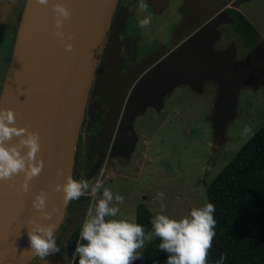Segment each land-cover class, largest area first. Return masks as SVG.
I'll use <instances>...</instances> for the list:
<instances>
[{
	"label": "water",
	"instance_id": "water-1",
	"mask_svg": "<svg viewBox=\"0 0 264 264\" xmlns=\"http://www.w3.org/2000/svg\"><path fill=\"white\" fill-rule=\"evenodd\" d=\"M116 1L49 0L47 6H41L34 0H25L0 92V109L14 112V126L39 134L41 151L36 159L44 161V169L29 182L27 193L20 189L24 173L11 181H0V264H29L36 257L28 252L27 232L49 224L57 225L58 229L63 222L67 204L63 194L55 192L54 188L73 176L87 98ZM14 4L15 0H7L0 5V30ZM55 4H62L70 11V18L64 21L61 30L65 42L73 45L71 52H66L61 40L54 35ZM210 6L208 4L207 9ZM223 20L227 19L224 17ZM216 22H209L143 75L131 92L124 123H129L134 113L143 110L141 97L146 96L152 101L155 96L152 87L160 80L171 85L179 81L195 84L204 76L217 79L221 93L214 116H222V119L230 117L239 85L264 86V65L259 50L248 60L233 63L230 51L213 53L207 48V42L214 37ZM68 36L73 39L67 40ZM115 53V45L110 46L98 83V87L105 86L109 92L117 88L115 83L118 82L117 70H114ZM124 94L125 88L118 89L111 122L117 117ZM154 103L159 104L157 97ZM17 143L18 138L14 137L4 146ZM41 192L46 193L45 212L49 219L32 208L34 197ZM84 216L85 212L80 209L74 219L77 221ZM76 225L77 222L70 231ZM78 260L62 262L54 256L47 259V264H78ZM38 264H44V261Z\"/></svg>",
	"mask_w": 264,
	"mask_h": 264
},
{
	"label": "rangeland",
	"instance_id": "rangeland-1",
	"mask_svg": "<svg viewBox=\"0 0 264 264\" xmlns=\"http://www.w3.org/2000/svg\"><path fill=\"white\" fill-rule=\"evenodd\" d=\"M229 1L238 3L237 10L256 28L260 39L244 49L240 35L234 33L221 48H215L218 41H213L210 49L218 53L231 50L235 63L248 60L259 50L264 65V0ZM219 29V38L225 31L232 33L229 23ZM15 37L16 32L11 36L7 31L0 36V84L7 73ZM163 87L158 93L161 106L156 113L145 112L132 119L129 134L136 140L124 150H117L123 160L111 154L98 167L89 169L88 190L97 182L102 187L82 203L85 216L77 222V228L81 229L88 208L102 198L103 188L110 189L114 197H124L123 204L113 200L112 206L120 209L115 219L135 223L136 208L141 204L154 216L163 214L176 220L188 216L192 208L205 205L206 186L253 135L243 134L245 126L251 125L254 133L264 124V86L239 85L228 119L214 116L221 84L213 77H201L195 84L179 81ZM159 193L164 194L162 200ZM149 243L145 241L139 254ZM59 246L65 255L62 243ZM78 259L76 254L68 257L70 263ZM132 264H138V259Z\"/></svg>",
	"mask_w": 264,
	"mask_h": 264
},
{
	"label": "clouds",
	"instance_id": "clouds-1",
	"mask_svg": "<svg viewBox=\"0 0 264 264\" xmlns=\"http://www.w3.org/2000/svg\"><path fill=\"white\" fill-rule=\"evenodd\" d=\"M34 2L47 6L49 0ZM143 7L141 4V8ZM53 11L56 15L54 35L61 40L65 51L71 52L73 45L65 42V34L61 30L64 21L70 18V11L62 4H55ZM150 23L151 17L139 21L142 28ZM72 39V36L67 37V40ZM15 123L16 115L12 110L0 109V181H11L16 175L24 173L20 189L27 193L29 182L38 177L44 169V161L36 159L41 151L40 136L25 127L14 126ZM243 134H254L252 126L246 125ZM14 137L18 138V143L5 147V142ZM101 187L102 184L97 182L91 188L92 193L95 194ZM88 188L87 181L68 177L65 183L55 185L54 191L62 193L64 203L68 204L78 200ZM158 196L161 200L164 198L163 193ZM113 200L117 205L124 203L123 196L114 197L110 189L103 188L102 198L96 201L94 207L88 208L75 248L79 256L78 264H132L134 260L141 258L138 250L145 246V241L151 242L154 238L161 241L159 250L169 254L166 264H208V255L216 235V220L213 215L215 206L212 203L192 208L188 216L179 220L163 214L155 215L150 221L151 232L145 233L140 224L115 219L120 209L112 206ZM32 208L39 211L45 219L50 218L45 212L46 193L41 192L34 197ZM56 229L57 225L49 224L47 227L36 226L27 232L30 245L28 252L39 257L44 264H47V257L61 252V247L56 243ZM225 259L226 254H222L216 264H224Z\"/></svg>",
	"mask_w": 264,
	"mask_h": 264
},
{
	"label": "flooded vegetation",
	"instance_id": "flooded-vegetation-1",
	"mask_svg": "<svg viewBox=\"0 0 264 264\" xmlns=\"http://www.w3.org/2000/svg\"><path fill=\"white\" fill-rule=\"evenodd\" d=\"M6 1L0 0V5ZM24 3L25 0H15L12 12L5 17L0 36L4 31H7L11 36L17 32L22 13V9L20 11L18 9L20 6L23 8ZM141 4L144 5L143 8H141ZM208 4L211 5L210 9H207ZM237 5V2L230 3L229 0H212L210 2L207 0L116 1L97 61L85 107L84 120L79 131L77 151L79 150L85 155V164L88 170L98 167L99 163L107 160V156L111 154L114 155V159L118 157L123 160L121 155L118 156L117 150H124L128 144L136 140L135 136L129 134L133 128L132 119L137 114L145 112L154 114L156 113L154 111H157L156 109L161 106L158 93L164 89L163 86H169L166 82H162L163 80L156 82L152 87V93L157 97L159 104L155 105V96L152 101H149L146 96L141 97L139 100L143 110L134 113L129 123L123 122L131 92L143 75L163 57L171 54L213 20L217 21L213 28L214 37L207 42V48L213 52L210 49V44L213 41H218L214 44L215 48H221L224 42L228 41V38H233V34L236 33L232 26V11L241 13L237 10ZM203 7H205L204 11ZM209 14L211 15L209 16ZM242 15L244 16V14ZM146 17H151V23L142 28L139 21ZM224 17L227 19L226 21L223 20ZM227 23L230 24L232 33L229 30L225 31L224 36L221 35L219 38V31H221L219 28ZM112 45L116 47L114 70H117L118 82L115 83L117 88L109 92L105 86L98 87V83L107 62L108 50ZM243 47L246 49L244 44ZM227 51L231 52V62H233L232 51L226 50L225 52ZM1 88L2 84H0V92ZM122 88H125V94L117 117L111 122L110 115L115 102L114 98L118 89ZM110 125L111 128L108 129ZM82 220L74 219V223ZM67 233H65V237ZM56 255H50L47 259ZM35 260L36 264L40 262L39 257H36Z\"/></svg>",
	"mask_w": 264,
	"mask_h": 264
},
{
	"label": "trees",
	"instance_id": "trees-1",
	"mask_svg": "<svg viewBox=\"0 0 264 264\" xmlns=\"http://www.w3.org/2000/svg\"><path fill=\"white\" fill-rule=\"evenodd\" d=\"M248 1V0H246ZM233 29L246 48L260 39L256 28L241 13L232 11ZM89 170L85 155L76 151L72 179L87 181ZM206 203L215 206L216 235L208 255V264H216L226 254L224 264H264V124L240 147L235 156L206 186ZM88 197L67 204L63 222L56 230L57 246L62 243L64 254L57 253L62 262L76 254L81 229L72 231L74 216ZM203 207V206H202ZM152 212L143 204L136 208L135 223L152 229ZM69 230V231H68ZM68 232V233H67ZM65 233H67L65 237ZM159 238H154L140 253L138 264H166L168 253L159 250ZM80 243H85L80 241ZM29 264H36L32 260Z\"/></svg>",
	"mask_w": 264,
	"mask_h": 264
},
{
	"label": "crops",
	"instance_id": "crops-1",
	"mask_svg": "<svg viewBox=\"0 0 264 264\" xmlns=\"http://www.w3.org/2000/svg\"><path fill=\"white\" fill-rule=\"evenodd\" d=\"M91 193H92V191L89 189V190L85 191V192H84V195H82V196H83V197H88L89 200H90V198H91V196H92ZM82 196H81V197H82ZM89 200H88V201H89Z\"/></svg>",
	"mask_w": 264,
	"mask_h": 264
}]
</instances>
